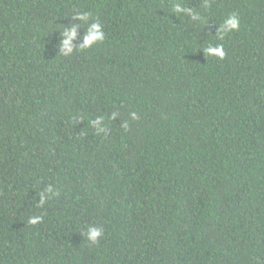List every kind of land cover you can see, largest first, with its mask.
Here are the masks:
<instances>
[{"label":"trees","instance_id":"obj_1","mask_svg":"<svg viewBox=\"0 0 264 264\" xmlns=\"http://www.w3.org/2000/svg\"><path fill=\"white\" fill-rule=\"evenodd\" d=\"M0 264H264V0H0Z\"/></svg>","mask_w":264,"mask_h":264},{"label":"clouds","instance_id":"obj_2","mask_svg":"<svg viewBox=\"0 0 264 264\" xmlns=\"http://www.w3.org/2000/svg\"><path fill=\"white\" fill-rule=\"evenodd\" d=\"M173 12L177 15H180L181 13L185 12V8L182 6V4L175 3L173 5ZM89 16L90 14L83 12L77 13L75 16H73V19L79 21L81 25H87V29L85 30V35L83 38V44L78 47V49L81 50L90 48L105 39V33L102 30L101 25L97 22L89 23ZM77 28L78 25L73 24V26L70 28H64L62 32L60 50L65 55H69L73 51V41L77 38ZM239 29L240 19L237 14L233 13L220 26L218 34H220L222 37L225 33L239 31ZM206 52L208 55H213L220 59H223L225 55L222 45L209 47ZM97 130L100 131L99 128ZM48 191H51V189L49 188ZM41 219V217H33L30 220V223L32 225H36L41 222ZM102 235V228H90L87 232V238L92 244L98 243V241L102 238Z\"/></svg>","mask_w":264,"mask_h":264}]
</instances>
